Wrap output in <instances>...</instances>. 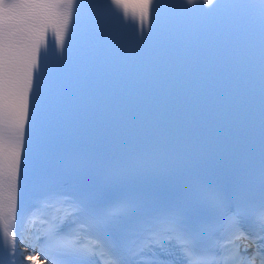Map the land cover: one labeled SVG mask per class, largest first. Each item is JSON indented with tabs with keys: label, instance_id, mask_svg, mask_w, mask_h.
Masks as SVG:
<instances>
[{
	"label": "snow or ice",
	"instance_id": "6c2138e0",
	"mask_svg": "<svg viewBox=\"0 0 264 264\" xmlns=\"http://www.w3.org/2000/svg\"><path fill=\"white\" fill-rule=\"evenodd\" d=\"M217 7L221 41L142 61L166 8ZM86 30L95 80L55 120L50 65ZM37 247L46 264H264V0H0V264Z\"/></svg>",
	"mask_w": 264,
	"mask_h": 264
},
{
	"label": "bare ground",
	"instance_id": "6f19581e",
	"mask_svg": "<svg viewBox=\"0 0 264 264\" xmlns=\"http://www.w3.org/2000/svg\"><path fill=\"white\" fill-rule=\"evenodd\" d=\"M24 264H31V262L30 263H24Z\"/></svg>",
	"mask_w": 264,
	"mask_h": 264
}]
</instances>
